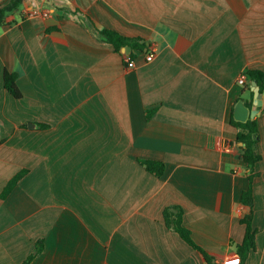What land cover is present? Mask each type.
Wrapping results in <instances>:
<instances>
[{"label": "crops", "instance_id": "crops-1", "mask_svg": "<svg viewBox=\"0 0 264 264\" xmlns=\"http://www.w3.org/2000/svg\"><path fill=\"white\" fill-rule=\"evenodd\" d=\"M9 20L0 25V264H209L166 226L163 210L175 205L193 241L234 264L249 168L230 117L238 100L252 107L244 72L264 73V0H24ZM102 28L145 46L116 51ZM5 69L20 98L4 88ZM259 91L255 248L242 264H264ZM138 159L163 162V174Z\"/></svg>", "mask_w": 264, "mask_h": 264}, {"label": "trees", "instance_id": "trees-1", "mask_svg": "<svg viewBox=\"0 0 264 264\" xmlns=\"http://www.w3.org/2000/svg\"><path fill=\"white\" fill-rule=\"evenodd\" d=\"M24 0H7L0 5V25L5 23H11L9 16L18 12L23 4ZM99 34L103 40L112 44L114 50L119 51L121 47L130 45L132 48H137L138 50H143L145 44L139 43L136 39H130L121 36L116 31L102 28L99 29ZM127 56L130 59H134L135 54L130 51ZM250 80H254L262 89L264 87V73L257 69H249L244 72ZM17 74L16 72H10L8 70L3 71V86L4 88L15 98L21 97V92L16 83ZM250 98L252 99L253 92L250 90ZM251 99L247 102V105H251ZM230 124L237 128L236 142H240L239 157L246 162L249 168V184L247 189H245L241 194V202L248 207V211L240 221L245 225V233L241 243L236 245L238 252V262L236 264H242L246 258L248 251L255 248V234L256 229L252 227L251 220L253 215V197H252V179L256 175L254 171V164L260 160L261 156L255 149V143L258 139V126L256 117H248L245 121H239L234 119L231 115ZM138 162L146 168L147 171L153 173L156 176H161L164 171V163L158 160H145L138 159ZM25 169L15 173L7 182L6 186L1 192V196L6 195V193L16 184L17 180L24 174ZM163 218L165 224L168 228L174 230L179 234V236L187 242L189 245L193 246L203 255L204 259L209 264L215 263L212 256H210L205 250L198 246L192 239L190 231L182 223V210L180 206L175 205L167 207L163 210ZM38 242L35 246L33 252L36 253L40 250ZM32 256V255H31ZM30 256V257H31ZM24 261L22 264H25Z\"/></svg>", "mask_w": 264, "mask_h": 264}, {"label": "water", "instance_id": "water-1", "mask_svg": "<svg viewBox=\"0 0 264 264\" xmlns=\"http://www.w3.org/2000/svg\"><path fill=\"white\" fill-rule=\"evenodd\" d=\"M28 2H30V0H25V4H27ZM126 49L129 50L130 47L127 46ZM127 50L126 52H128ZM252 90L254 92L252 107L250 108V110H248V108L244 105L243 101L238 100L233 109L234 119L239 121H245L247 117L252 118L259 110V107L262 103V94L259 91V87L256 85L255 81H252Z\"/></svg>", "mask_w": 264, "mask_h": 264}, {"label": "built area", "instance_id": "built-area-1", "mask_svg": "<svg viewBox=\"0 0 264 264\" xmlns=\"http://www.w3.org/2000/svg\"><path fill=\"white\" fill-rule=\"evenodd\" d=\"M33 13H36V14L39 13L43 16H47L49 14L47 10H37V9H33ZM153 55H154V53L152 51L148 52L145 54V59L147 61H149L153 58ZM124 60H125L127 66H132L134 63V60L130 59L127 55H124ZM245 78H246L245 74H241L237 80L238 83L244 84ZM237 262H238V259L236 260V262L234 264H236Z\"/></svg>", "mask_w": 264, "mask_h": 264}, {"label": "rangeland", "instance_id": "rangeland-1", "mask_svg": "<svg viewBox=\"0 0 264 264\" xmlns=\"http://www.w3.org/2000/svg\"><path fill=\"white\" fill-rule=\"evenodd\" d=\"M28 126H29V124H28Z\"/></svg>", "mask_w": 264, "mask_h": 264}]
</instances>
